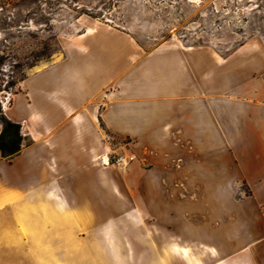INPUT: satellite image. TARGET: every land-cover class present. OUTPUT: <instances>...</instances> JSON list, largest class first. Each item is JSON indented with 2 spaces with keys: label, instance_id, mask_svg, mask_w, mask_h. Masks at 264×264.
I'll use <instances>...</instances> for the list:
<instances>
[{
  "label": "crops",
  "instance_id": "obj_1",
  "mask_svg": "<svg viewBox=\"0 0 264 264\" xmlns=\"http://www.w3.org/2000/svg\"><path fill=\"white\" fill-rule=\"evenodd\" d=\"M83 19L61 58L2 105L27 140L11 161L0 154V264H71L34 240L100 229L94 205L117 186L106 177L109 137L147 166L133 182L147 203L160 183L162 232H183L172 251L184 264H264V40L222 53L171 37L145 50L131 33ZM24 238L53 257L27 262ZM73 248L85 246L59 252Z\"/></svg>",
  "mask_w": 264,
  "mask_h": 264
},
{
  "label": "rangeland",
  "instance_id": "obj_2",
  "mask_svg": "<svg viewBox=\"0 0 264 264\" xmlns=\"http://www.w3.org/2000/svg\"><path fill=\"white\" fill-rule=\"evenodd\" d=\"M79 18L127 31L145 50L171 37L187 45L214 46L222 53L252 37L264 40V0H0L2 105L11 104L26 77L61 58L62 42L82 29ZM107 143L111 150L106 177L117 186L114 189L108 183L104 195L100 192V204L97 199L94 205L99 209L100 229L68 232L66 241L57 233L49 243L39 239L34 243L51 255H66L71 264H162L163 256L169 264H184L172 251L184 245L183 232H162L160 183H155L151 204L147 203L145 190L133 183L144 180L136 168L147 166L138 164L127 140L109 137ZM130 156L135 159L130 160ZM24 239L27 262L35 256L45 261L53 257L48 252L34 253L32 244ZM65 243L85 248L64 254L59 248ZM190 251L193 257H200L195 247Z\"/></svg>",
  "mask_w": 264,
  "mask_h": 264
},
{
  "label": "trees",
  "instance_id": "obj_3",
  "mask_svg": "<svg viewBox=\"0 0 264 264\" xmlns=\"http://www.w3.org/2000/svg\"><path fill=\"white\" fill-rule=\"evenodd\" d=\"M45 58H47V56H45ZM10 85L12 88L16 86V84ZM6 91H8V89H6ZM0 124L2 125V131L0 133V154L3 160L11 161L20 154L27 138L23 135L22 126L6 117L1 102ZM101 126L104 127L102 122Z\"/></svg>",
  "mask_w": 264,
  "mask_h": 264
},
{
  "label": "built area",
  "instance_id": "obj_4",
  "mask_svg": "<svg viewBox=\"0 0 264 264\" xmlns=\"http://www.w3.org/2000/svg\"><path fill=\"white\" fill-rule=\"evenodd\" d=\"M129 159H130V160H134L135 157H134V156H130ZM126 160H127V159H126Z\"/></svg>",
  "mask_w": 264,
  "mask_h": 264
}]
</instances>
